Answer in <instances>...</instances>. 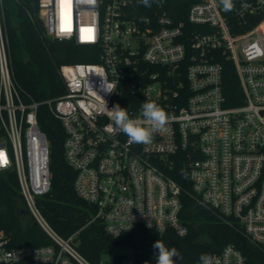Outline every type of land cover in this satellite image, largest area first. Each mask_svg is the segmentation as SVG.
<instances>
[{"label":"built area","instance_id":"obj_1","mask_svg":"<svg viewBox=\"0 0 264 264\" xmlns=\"http://www.w3.org/2000/svg\"><path fill=\"white\" fill-rule=\"evenodd\" d=\"M233 4L226 12L219 0H196L185 20L164 7L142 20L134 0H39L48 37L95 47L98 55L60 65L64 93L39 102L23 98L14 76L0 0V172L15 171L24 209L51 241L11 246L0 229V264H93L38 205L51 187L41 105L62 125L74 191L94 207L89 222L102 223L110 237L137 225L184 236L182 203L190 197L236 224L264 254V3ZM223 61L240 89L234 104L224 91ZM121 88L135 99L131 117L149 101L169 116L148 145L107 130ZM177 166L185 184L172 175ZM207 256L211 264H246L231 243Z\"/></svg>","mask_w":264,"mask_h":264},{"label":"trees","instance_id":"obj_2","mask_svg":"<svg viewBox=\"0 0 264 264\" xmlns=\"http://www.w3.org/2000/svg\"><path fill=\"white\" fill-rule=\"evenodd\" d=\"M4 1V0H3ZM16 6V20L11 19L4 2V26L9 45V56L14 76L23 90L25 100L43 101L64 93V82L59 66L74 62L98 60L95 47L75 45L46 35L39 16V0H9ZM196 0H159L146 8L134 0L138 17L153 15L160 7L173 8L185 20L190 5ZM224 91L228 103L240 99V89L232 65L222 62ZM113 106L119 104L128 112L135 99L124 88L113 97ZM38 122L49 141L50 190L40 196L38 205L61 236L72 237L77 250L91 263L101 264L108 255L110 264H156L157 250L153 244L161 240L166 247H175L179 257L176 264H195L201 255L219 253L226 244H234L245 257L246 264H264V254L252 245L236 224L221 220L216 210L203 206L190 197H184L181 217L188 232L179 236L173 230L158 233L142 225L134 226L118 238L110 237L98 221L89 222L94 207L78 197L73 188L75 171L67 164L63 153L64 130L60 121L48 111L46 105L38 109ZM2 134V131L0 132ZM185 184L184 173L177 166L172 173ZM24 208L16 173L13 169L0 172V229L9 238V245H47L50 239L29 216L18 213ZM131 248L129 256L113 254L116 247Z\"/></svg>","mask_w":264,"mask_h":264},{"label":"clouds","instance_id":"obj_3","mask_svg":"<svg viewBox=\"0 0 264 264\" xmlns=\"http://www.w3.org/2000/svg\"><path fill=\"white\" fill-rule=\"evenodd\" d=\"M138 2L146 8H151L152 4L158 3L159 0H138ZM260 2L264 3V0ZM219 3L226 12L234 8L233 0H219ZM107 116L112 122L107 130L109 132L118 130L124 133L129 144H150L153 135L163 130L169 121L167 112L159 104L151 101L142 103L136 118L131 117L127 108H122L118 103L108 109ZM153 248L157 250L156 264H176L173 258L179 257V252L175 247L169 249L161 240H157ZM200 260L201 264H211L207 255H201Z\"/></svg>","mask_w":264,"mask_h":264},{"label":"rangeland","instance_id":"obj_4","mask_svg":"<svg viewBox=\"0 0 264 264\" xmlns=\"http://www.w3.org/2000/svg\"><path fill=\"white\" fill-rule=\"evenodd\" d=\"M3 2L6 8L8 9V11L10 12L11 19L14 20L16 18V6L9 0H4ZM112 253L113 254H124L125 256H129L131 253V248L128 246L116 247V248H113ZM101 264H110V259L108 255H103L101 257Z\"/></svg>","mask_w":264,"mask_h":264},{"label":"water","instance_id":"obj_5","mask_svg":"<svg viewBox=\"0 0 264 264\" xmlns=\"http://www.w3.org/2000/svg\"><path fill=\"white\" fill-rule=\"evenodd\" d=\"M169 13H170V15L172 17H176L177 16V12L173 8L170 9ZM18 213L21 214V215H27L28 216V211L26 209H24V208L20 209L18 211Z\"/></svg>","mask_w":264,"mask_h":264},{"label":"snow or ice","instance_id":"obj_6","mask_svg":"<svg viewBox=\"0 0 264 264\" xmlns=\"http://www.w3.org/2000/svg\"><path fill=\"white\" fill-rule=\"evenodd\" d=\"M62 3H63V0H62ZM63 30V29H62ZM0 160H2V154H0Z\"/></svg>","mask_w":264,"mask_h":264}]
</instances>
